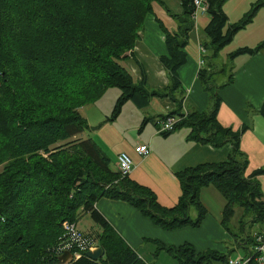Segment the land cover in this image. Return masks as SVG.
Wrapping results in <instances>:
<instances>
[{
    "label": "trees",
    "instance_id": "trees-1",
    "mask_svg": "<svg viewBox=\"0 0 264 264\" xmlns=\"http://www.w3.org/2000/svg\"><path fill=\"white\" fill-rule=\"evenodd\" d=\"M153 1L158 0H0V162L6 161L0 172V264H58L52 249L62 235V222H77L79 210L99 225L100 232L91 235L103 255L97 260L81 255L68 264H148L94 208L95 201H125L165 230L196 227L207 213L199 193L209 185L224 198L225 230L231 233L229 223L236 217L242 232L237 242L255 243L257 233L249 234L245 225L264 217L256 180L264 168L245 174L240 131L217 120L222 85L216 83L210 58L251 20L264 0L255 1L235 22L228 21L221 7L224 0H207L204 32L211 54L208 67L198 75L205 90L212 92L211 104L206 111L186 113L179 112L182 99L174 93L180 88L177 69L185 62L184 47L194 27L193 0H180L181 11L174 14L178 29L165 32L167 53L159 57L170 81L165 90H149L143 80L134 82L118 62L134 46ZM263 46L264 41L237 48L228 58ZM111 86L120 94L110 119L133 97L147 101L152 95H170L176 109L168 115L180 118L172 131L187 127L188 140L214 147L230 144L227 158L178 171V200L173 206L161 205L149 187L111 169L110 158L81 135L88 125L79 108ZM192 206L198 211L196 219L189 215ZM153 242L154 254L164 250L175 264H228V255L216 250L198 252L187 242ZM246 264H257L255 254Z\"/></svg>",
    "mask_w": 264,
    "mask_h": 264
},
{
    "label": "crops",
    "instance_id": "crops-1",
    "mask_svg": "<svg viewBox=\"0 0 264 264\" xmlns=\"http://www.w3.org/2000/svg\"><path fill=\"white\" fill-rule=\"evenodd\" d=\"M255 1L257 0H224L221 7L228 21L235 22ZM180 11V0L153 1L134 46L125 53V57L118 61L129 72L134 82L143 80L144 86L149 90L162 91L170 83L167 71L159 57L167 53L165 32L172 33L178 29V19L174 14ZM193 20L194 27L184 47L186 59L177 69L180 88L174 93L175 97L182 99L179 110L182 113L206 111L211 102L210 94L205 90L198 75L199 70L208 67L207 57L211 54V51L207 49L209 39L204 32L209 16L207 13H198ZM263 41L264 4L256 9L251 20L235 33L233 39L219 49L217 56L210 58L214 67L217 66L212 68L215 71L213 75L216 77V83L222 85L218 87L220 104L216 117L221 125L240 131L239 150L247 159L246 175L254 169L264 168V114L261 112L264 102V46L252 54L240 53L230 60L228 54L240 47H255ZM220 64L233 68L231 67L226 75V68H222V71L218 68ZM127 101H131L142 119H146V123L140 129L142 133L138 131L134 137L133 149L121 150L128 153L133 161V168L128 177L149 187L163 206H173L178 200L181 193L176 177L178 171L200 163L224 161L231 151L230 144L214 147L188 140L187 127L179 131L176 129L166 135L158 132L160 119L176 109V103L170 95H152L147 101L136 96ZM149 121L152 124L151 127L148 126ZM81 135L84 137L83 132ZM138 143H148L150 152L145 156L138 154L135 149ZM113 165L112 168L110 162V168L116 170V157ZM256 180L264 201V173L258 174ZM207 193L212 196V199L208 201ZM199 194L207 213L195 229L198 232L200 229H205L204 233L209 232L217 236L219 240L216 246H212L211 241L203 243L205 239H197L195 242L183 237L182 231L189 226L165 230L122 200L102 197L95 201L94 208L146 263L160 264L161 259L166 261L170 257L169 264H175V260L164 250L154 254L156 250L154 240L165 245H179L187 242L198 252L216 250L225 253L221 250L222 243L225 242L228 234L221 224L224 198L212 185L202 187ZM213 209L216 211L212 214ZM210 217L213 218L212 222ZM205 223L206 226H204ZM251 226L255 228L252 234H264V217L260 222L252 223ZM82 231L92 234L90 231ZM99 232L97 231L96 235ZM229 249L237 251L236 257L247 258L254 253V244L248 241L237 242V239H234V244L228 246L227 250ZM228 258L235 257L228 255Z\"/></svg>",
    "mask_w": 264,
    "mask_h": 264
},
{
    "label": "rangeland",
    "instance_id": "rangeland-1",
    "mask_svg": "<svg viewBox=\"0 0 264 264\" xmlns=\"http://www.w3.org/2000/svg\"><path fill=\"white\" fill-rule=\"evenodd\" d=\"M231 67L224 64H220V66H218V68H226V75L230 72L229 70ZM214 68H217V66H215ZM206 91L209 94H212L211 91ZM119 94L120 89L117 86L108 87L103 91V93L98 99L93 102L86 103L85 105L79 108L81 115L85 118L86 123L88 125L87 128L83 131L84 137L91 139L100 148V150L105 153L108 158H110L112 168L114 167L113 163H115V154L121 150L128 151L130 149H133L134 137L136 136V134H138V131L139 133H142L140 129L146 123H143L144 118L142 119L138 109L134 106L133 103H131V101H126L123 104L120 112L115 115L114 118L110 119L112 115L113 106ZM148 126H152L150 121L148 122ZM179 130H183V127L177 129L176 131ZM5 164L6 161L0 162V172L2 171ZM207 194L208 201V199H212V196L210 193ZM215 211L216 210L213 209L211 213L213 214ZM189 215L192 219H196L198 215L197 208L192 206L190 208ZM77 217V226L81 230L90 231L93 235H96V232L100 231L99 225L91 219L88 213H84L79 210L77 213ZM211 218L212 217H210V221L212 222L213 218ZM234 219H236V217H233L229 223L231 233H228L226 235V239L225 242L222 243L223 248H221V250L225 253H229L227 255H232L236 257V250H227L228 246H232L234 244V239H238V236L242 237V232L240 231L239 226L237 222L234 221ZM204 226H206V223ZM191 227L193 226H189L187 229L182 231L181 234H183V237L189 240H193L195 242L197 241V239H205L203 243L211 241L212 246L217 245L219 240L217 236H213L209 232L204 233L205 229H200V231L198 232L196 231L195 227ZM245 229L249 234H252L255 228L247 224L245 225ZM169 258L170 257H168L166 261L161 259L160 264H169ZM212 264L221 263L218 261H214L212 262Z\"/></svg>",
    "mask_w": 264,
    "mask_h": 264
},
{
    "label": "built area",
    "instance_id": "built-area-1",
    "mask_svg": "<svg viewBox=\"0 0 264 264\" xmlns=\"http://www.w3.org/2000/svg\"><path fill=\"white\" fill-rule=\"evenodd\" d=\"M192 18H195L198 13H206L208 2L207 0H193ZM180 118L176 115H165L160 119L158 132L166 133L174 129L175 123ZM138 154L145 156L150 152L148 143H138L135 147ZM117 170L121 176H128L133 168L131 156L121 151L116 155ZM62 235L58 242L53 246L52 252L61 254L64 251H69L72 254L73 260L78 259L81 255H85L86 251H93L99 245L97 240L89 233L82 231L75 221L62 222ZM257 264H264V234H255L254 253ZM249 257H235L228 259V264H246Z\"/></svg>",
    "mask_w": 264,
    "mask_h": 264
},
{
    "label": "water",
    "instance_id": "water-1",
    "mask_svg": "<svg viewBox=\"0 0 264 264\" xmlns=\"http://www.w3.org/2000/svg\"><path fill=\"white\" fill-rule=\"evenodd\" d=\"M85 255L93 260H97L103 255V250L98 246L93 251H86ZM58 264H68L73 260L72 254L69 251H64L63 253L57 255Z\"/></svg>",
    "mask_w": 264,
    "mask_h": 264
},
{
    "label": "bare ground",
    "instance_id": "bare-ground-1",
    "mask_svg": "<svg viewBox=\"0 0 264 264\" xmlns=\"http://www.w3.org/2000/svg\"><path fill=\"white\" fill-rule=\"evenodd\" d=\"M186 117V116H185Z\"/></svg>",
    "mask_w": 264,
    "mask_h": 264
}]
</instances>
